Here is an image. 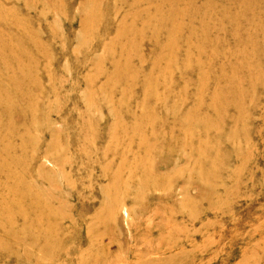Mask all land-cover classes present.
<instances>
[{
    "label": "rangeland",
    "instance_id": "1",
    "mask_svg": "<svg viewBox=\"0 0 264 264\" xmlns=\"http://www.w3.org/2000/svg\"><path fill=\"white\" fill-rule=\"evenodd\" d=\"M0 264H264V0H0Z\"/></svg>",
    "mask_w": 264,
    "mask_h": 264
}]
</instances>
